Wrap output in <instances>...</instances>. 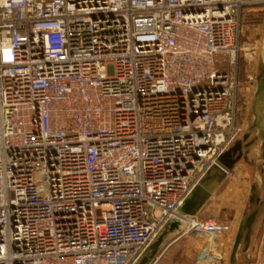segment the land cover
I'll return each mask as SVG.
<instances>
[{
    "label": "built area",
    "instance_id": "2783aa9c",
    "mask_svg": "<svg viewBox=\"0 0 264 264\" xmlns=\"http://www.w3.org/2000/svg\"><path fill=\"white\" fill-rule=\"evenodd\" d=\"M255 6L0 0V264H137L175 218L180 237L225 231L179 209L246 131L237 60ZM208 252L195 264H218Z\"/></svg>",
    "mask_w": 264,
    "mask_h": 264
},
{
    "label": "rangeland",
    "instance_id": "374dc122",
    "mask_svg": "<svg viewBox=\"0 0 264 264\" xmlns=\"http://www.w3.org/2000/svg\"><path fill=\"white\" fill-rule=\"evenodd\" d=\"M244 27L240 46L242 49H248V51L246 50L247 54L255 53L249 59L243 50V52L238 54L237 60V71L240 82L238 100L241 108V120L245 125V130H247L250 121L253 89L264 38V7L255 6V9L250 12ZM248 78L253 79L254 82L248 83ZM251 139L252 136H250L248 141ZM259 151L258 143L249 148L248 153L243 155L238 161L231 173L206 202L202 211L196 217L197 221L213 219L222 223L225 226V231L213 239L204 238L194 232L180 237L189 228L188 225H183V230L174 238L171 235L169 237L164 236L166 241L170 240L171 242L173 240L175 243L165 251L157 264H195L196 258L203 248L209 251V256H220L218 264H229L232 243L243 211L247 206L253 180L256 176ZM260 192V196L262 197L264 194V184L261 186ZM180 212L189 215L188 207H184ZM172 220L165 225L158 236H162L167 232V228ZM263 228L264 214L255 226L254 237L259 235ZM197 242H200L198 243V245H201L200 248L196 246ZM158 253V249L152 247L146 249L137 264H150L158 256ZM187 254L189 255L188 257L185 256ZM239 264H243L241 259H239Z\"/></svg>",
    "mask_w": 264,
    "mask_h": 264
},
{
    "label": "water",
    "instance_id": "95a60500",
    "mask_svg": "<svg viewBox=\"0 0 264 264\" xmlns=\"http://www.w3.org/2000/svg\"><path fill=\"white\" fill-rule=\"evenodd\" d=\"M250 136H252V139L248 141ZM256 143H258L260 149L256 176L253 180L247 206L243 211L232 243L229 264H239V259L242 260L243 264H250V248L254 239L255 226L264 214V194L262 197L260 196V189L264 184V38L253 89L249 126L244 132L241 141L237 142L229 151L222 155L219 160L220 167L212 168L195 188L185 204L179 209V214L188 218L194 217L227 178L228 173L233 170L243 155H246L249 148ZM184 207H188L189 215L180 212ZM173 220L169 224L167 232L162 236H158L149 246V248L158 249L159 253L157 255L161 254L170 242V240L166 241L164 236L169 237L171 235L174 238L183 230V225H186L185 222L176 218Z\"/></svg>",
    "mask_w": 264,
    "mask_h": 264
},
{
    "label": "crops",
    "instance_id": "0c3cea01",
    "mask_svg": "<svg viewBox=\"0 0 264 264\" xmlns=\"http://www.w3.org/2000/svg\"><path fill=\"white\" fill-rule=\"evenodd\" d=\"M224 181H225V180H224ZM224 181H223V182H224ZM220 186H221V185H220ZM220 186H219V187H220ZM219 187H218V188H219ZM218 188H217V189H218ZM217 189H216V190H217ZM216 190H215V192H216ZM215 192H214V193H215ZM214 193H213V194H214ZM213 194H212V196H213ZM212 196H211V197H212ZM211 197H210V198H211ZM203 207H204V206H203ZM203 207H202V208H201V209L195 214V217H197V215L200 214V212L202 211ZM174 243H175V242H173V240H172L171 242H169V243L167 244V246L165 247L166 249L163 250V252L161 253V257L164 255L165 251H166L171 245H173ZM198 243H200V242H197L196 246H197L198 248H200L201 245H200V244L198 245ZM159 255H160V254H159ZM185 256L188 257L189 255L187 254V255H185ZM185 256H184V257H185ZM159 260H160V259H159ZM159 260H158V261H159ZM157 263H158V262H157ZM157 263H156V264H157Z\"/></svg>",
    "mask_w": 264,
    "mask_h": 264
},
{
    "label": "trees",
    "instance_id": "16d2710c",
    "mask_svg": "<svg viewBox=\"0 0 264 264\" xmlns=\"http://www.w3.org/2000/svg\"><path fill=\"white\" fill-rule=\"evenodd\" d=\"M241 70V69H240Z\"/></svg>",
    "mask_w": 264,
    "mask_h": 264
}]
</instances>
